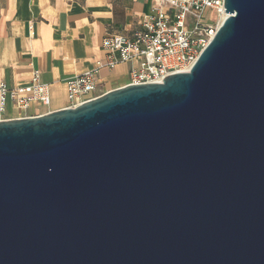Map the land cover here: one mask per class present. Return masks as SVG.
<instances>
[{
	"label": "water",
	"instance_id": "obj_1",
	"mask_svg": "<svg viewBox=\"0 0 264 264\" xmlns=\"http://www.w3.org/2000/svg\"><path fill=\"white\" fill-rule=\"evenodd\" d=\"M189 70L0 120V264H264V0Z\"/></svg>",
	"mask_w": 264,
	"mask_h": 264
},
{
	"label": "crops",
	"instance_id": "obj_2",
	"mask_svg": "<svg viewBox=\"0 0 264 264\" xmlns=\"http://www.w3.org/2000/svg\"><path fill=\"white\" fill-rule=\"evenodd\" d=\"M153 0H0V82H28L35 70L50 87V103L6 119L37 116L69 106L68 80L106 62L107 36L132 38ZM138 60L98 68L99 93L131 81Z\"/></svg>",
	"mask_w": 264,
	"mask_h": 264
},
{
	"label": "built area",
	"instance_id": "obj_3",
	"mask_svg": "<svg viewBox=\"0 0 264 264\" xmlns=\"http://www.w3.org/2000/svg\"><path fill=\"white\" fill-rule=\"evenodd\" d=\"M225 0H153L142 28L132 38L107 36L102 45L108 50L106 62L68 80L69 106L75 107L95 98L98 68L114 67L122 61L138 60L131 70L130 84L162 81L170 74L189 70L217 32L218 26L207 20L211 8L217 17L225 10ZM49 84L35 70L24 84L10 86L0 82V120L6 119L9 105L24 114L34 104L50 103ZM24 117V116H20Z\"/></svg>",
	"mask_w": 264,
	"mask_h": 264
},
{
	"label": "rangeland",
	"instance_id": "obj_4",
	"mask_svg": "<svg viewBox=\"0 0 264 264\" xmlns=\"http://www.w3.org/2000/svg\"><path fill=\"white\" fill-rule=\"evenodd\" d=\"M205 16H206L207 20H212L215 23H218V21H219V17H217V14L215 13V10H213L211 8L206 10Z\"/></svg>",
	"mask_w": 264,
	"mask_h": 264
},
{
	"label": "bare ground",
	"instance_id": "obj_5",
	"mask_svg": "<svg viewBox=\"0 0 264 264\" xmlns=\"http://www.w3.org/2000/svg\"><path fill=\"white\" fill-rule=\"evenodd\" d=\"M227 17V12L224 11L223 14L221 15V17L219 18V21L217 23V26L219 28L220 24L224 21V19Z\"/></svg>",
	"mask_w": 264,
	"mask_h": 264
}]
</instances>
